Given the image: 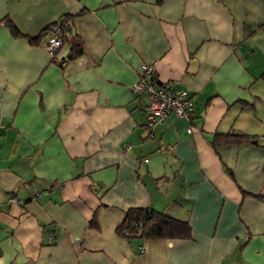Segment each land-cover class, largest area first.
<instances>
[{"label": "crops", "instance_id": "0c3cea01", "mask_svg": "<svg viewBox=\"0 0 264 264\" xmlns=\"http://www.w3.org/2000/svg\"><path fill=\"white\" fill-rule=\"evenodd\" d=\"M6 18L43 35L0 24V264H264V0H0ZM64 19L69 61L43 46ZM144 64L192 97L190 123L150 135ZM130 208L191 238L119 237Z\"/></svg>", "mask_w": 264, "mask_h": 264}, {"label": "trees", "instance_id": "16d2710c", "mask_svg": "<svg viewBox=\"0 0 264 264\" xmlns=\"http://www.w3.org/2000/svg\"><path fill=\"white\" fill-rule=\"evenodd\" d=\"M67 23L66 30L63 33L62 41L63 45L69 43L70 51L65 61L73 60L82 55L83 49L81 41L75 35L73 28H71V22L69 19H64ZM10 31L13 37H26L30 44L38 45L43 33L37 37H29L23 35L18 31L15 25L9 19H4L0 22ZM55 25L52 24L47 30L52 29ZM62 45V46H63ZM55 56V55H54ZM53 56V57H54ZM219 136L216 135L215 138ZM221 139L224 144H241L248 141V137L241 135H225ZM214 138L212 145L216 147L217 140ZM261 199V197H259ZM89 226L95 227V217L92 218ZM115 233L119 237L126 239L140 238L144 240H183L190 239L192 230L186 221L174 219L162 212L150 208H130L125 212L124 219L115 229Z\"/></svg>", "mask_w": 264, "mask_h": 264}, {"label": "built area", "instance_id": "2783aa9c", "mask_svg": "<svg viewBox=\"0 0 264 264\" xmlns=\"http://www.w3.org/2000/svg\"><path fill=\"white\" fill-rule=\"evenodd\" d=\"M66 27V22L58 21L49 30L48 35L51 40L44 43L43 46L50 55L53 56L63 45L62 37ZM132 91L137 97L145 95L148 98L144 114L145 126L150 135L157 126L163 125L171 116L184 119L188 123L191 122L194 100L187 92L176 91L170 84L158 82L153 65L144 64L140 67L139 78ZM2 128L0 125V129ZM188 133H191V130ZM147 162L148 160L145 159L144 163ZM11 201H15V199H11ZM139 250L143 252L142 248Z\"/></svg>", "mask_w": 264, "mask_h": 264}, {"label": "rangeland", "instance_id": "374dc122", "mask_svg": "<svg viewBox=\"0 0 264 264\" xmlns=\"http://www.w3.org/2000/svg\"><path fill=\"white\" fill-rule=\"evenodd\" d=\"M56 24V23H55Z\"/></svg>", "mask_w": 264, "mask_h": 264}]
</instances>
